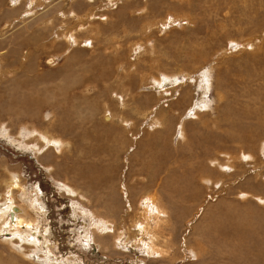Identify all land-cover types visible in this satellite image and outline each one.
<instances>
[{"label":"rangeland","instance_id":"obj_1","mask_svg":"<svg viewBox=\"0 0 264 264\" xmlns=\"http://www.w3.org/2000/svg\"><path fill=\"white\" fill-rule=\"evenodd\" d=\"M3 57L0 209L40 240L1 231L0 264H264V0H0ZM43 93L36 158L8 112Z\"/></svg>","mask_w":264,"mask_h":264},{"label":"bare ground","instance_id":"obj_2","mask_svg":"<svg viewBox=\"0 0 264 264\" xmlns=\"http://www.w3.org/2000/svg\"><path fill=\"white\" fill-rule=\"evenodd\" d=\"M31 8V7H30ZM29 11V10H28ZM69 12V11H68ZM68 12H66V13H68ZM70 12H72L71 10H70ZM69 12V13H70ZM68 13V14H69ZM71 14V13H70ZM72 14H74V13H72ZM65 15H67V14H65ZM75 15V14H74ZM73 16V15H72ZM65 18V17H64ZM49 20V19H48ZM48 22V21H47ZM50 22V21H49ZM55 24V23H54ZM81 24V23H80ZM63 27V26H62ZM47 28V27H46ZM45 27H44V29H46ZM54 28V27H53ZM43 29V28H42ZM51 29V28H50ZM61 29V28H60ZM72 29V28H71ZM92 29V28H91ZM55 30H57V29H55ZM54 30V31H55ZM59 30V29H58ZM62 30V29H61ZM65 30V29H64ZM76 30V29H75ZM93 30V29H92ZM68 31H70V30H68ZM58 32V31H57ZM62 33L64 32L63 30L61 31ZM79 32V31H78ZM70 33V32H69ZM71 33H72V30H71ZM70 33V34H71ZM57 34H60V33H57ZM56 34V35H57ZM70 34L69 35H67V34H65L64 36H65V38H66V40H68L66 43H67V46H68V44L71 42V40H72V42H75V41H73V39H72V35L70 36ZM55 35V36H56ZM74 35V34H73ZM54 36V37H55ZM62 37V36H61ZM70 40H69V39ZM36 39V38H35ZM51 39V38H50ZM53 39V38H52ZM38 40H41V42H42V40L44 41V38L43 37H37V41ZM65 40V41H66ZM77 42H75V44H76ZM69 46H70V44H69ZM42 48H44V45H42L39 49H37V50H40V49H42ZM15 52V51H14ZM19 52V56H18V59L20 60V61H18V65L19 66H21V67H26L27 65L25 64V61L26 60H28L29 58H30V56H31V52H30V50H27L26 52H23V51H21V49L19 48V50H16V53H18ZM6 57H3L0 61H3L4 59H5ZM9 59V58H8ZM52 60V59H51ZM24 61V62H23ZM11 62L12 63H15V60H11ZM20 62V63H19ZM17 64V63H16ZM2 66V65H1ZM32 67V66H31ZM27 69H29L30 70V66H27L26 67ZM13 70V69H12ZM22 70H24V69H22ZM7 71H9V69H6L4 72H7ZM27 72V71H26ZM76 79V78H75ZM60 90L62 91V90H64L62 87L60 88ZM87 91H89V89H87ZM44 95V96H43ZM42 96H43V100H39V97L38 98H33V97H31L30 95H20L19 97H17V98H13L11 101H10V103L11 104H13V106H14V110L13 111H9L8 113H9V116L11 115V116H13V121H15V120H17V124L16 125H20L19 126V128L20 127H22V128H24V127H26V129H27V127L28 126H25L26 124H30V128H29V133H27L28 134V137H27V139L25 140L24 138H23V135H22V132L21 131H19L18 133H16V134H14V136L16 135V140L19 142L18 144H20V146H26V148H27V146H29L30 147V149H31V151H32V153H33V155L37 158L38 156H41L42 155V152H43V150L44 149H46L47 151L45 152V153H47V154H49L50 152H59L60 151V148H61V144H62V140L61 139H58V138H56L54 135H53V132H51L50 130H48V129H46V130H42L41 128H38V127H36V124H35V121L33 120V119H35V114H34V112H35V110L36 109H38V108H42L43 106H45L46 104L48 105L49 103H48V98H47V95L45 94V93H43L42 94ZM41 96V97H42ZM67 95H65V94H63L62 93V98L64 99V97H66ZM61 98V100H63ZM59 103L61 104V101H59ZM20 108H23L21 111H20ZM24 117H26V118H28V120L31 122V123H29V122H26V123H21V122H19V119H21V118H24ZM264 118V117H263ZM102 120L104 121V122H110L111 120H112V114L109 112V114H105L104 116H103V118H102ZM33 122V123H32ZM2 124V123H1ZM41 127V126H40ZM18 128V129H19ZM5 129V128H4ZM53 131V130H52ZM27 132H28V130H27ZM26 134V135H27ZM65 134V133H64ZM25 135V136H26ZM63 136V135H62ZM14 139V138H13ZM22 139H24V140H22ZM7 141H9V140H7ZM17 143V142H16ZM17 144V145H18ZM29 149V148H28ZM47 154L45 155V157L47 156ZM220 167V166H219ZM48 168H50V167H48ZM9 172V171H8ZM216 172V171H215ZM10 173V172H9ZM13 174V173H12ZM11 175V174H10ZM8 179H10V180H8L7 182H8V185L12 188V189H18V191H19V188L21 187L20 185L21 184H19L20 183V181H18L17 182V180L14 178V176L12 175V176H9V178ZM92 180V179H91ZM8 187V186H7ZM10 188V189H11ZM8 189V188H7ZM10 191V190H9ZM14 192H16V191H14ZM21 193H22V191H20ZM24 192H25V190H24ZM23 192V193H24ZM8 194V193H7ZM251 194V193H250ZM9 195V194H8ZM23 196V195H22ZM253 197V196H252ZM30 198H31V200H30V204H29V208H32V210L34 211L35 209H39V212H38V214H39V216L40 215H42V212H41V210H43L42 209V206L40 205V203L37 201V198H35L34 197V195L33 194H31V196H30ZM259 198V197H258ZM143 199V198H142ZM260 199V198H259ZM39 200V199H38ZM146 200H149V201H151V203H153V202H155V200H154V196H151V197H149V198H146L145 199V201ZM264 200V199H263ZM17 200H15L14 199V195L12 196H9V197H7V200H6V204L5 205H7V207L6 208H4V210L2 209H0L1 211H0V232L1 231H4V230H11V231H15V232H17V233H19L18 232V229L19 228H21V227H23V228H26L27 229V233L30 231V233L31 234H29L31 237H32V239H34V241H36V240H40V238H39V236L37 235L38 234V227L37 228H34V226L33 225H35L36 224V222L37 221H35V223L31 226V224H30V222H28L27 220H26V210H25V204L24 203H15ZM29 201V200H28ZM145 201H144V204H145ZM27 203V202H26ZM147 203H148V201H147ZM150 203V204H151ZM4 205V204H3ZM149 205V204H148ZM151 209V208H150ZM153 210V209H152ZM158 210V209H157ZM263 210V209H262ZM150 211V210H149ZM159 211V210H158ZM86 212V211H85ZM34 213V212H33ZM155 213V212H154ZM155 215V225H153V227L154 226H156V225H158V223H159V216L157 215V213L156 214H154ZM261 215H264V214H261ZM163 216V215H162ZM244 216V215H243ZM28 217V216H27ZM154 217V216H153ZM161 217V216H160ZM24 221H26V222H24ZM238 222V221H237ZM23 223H24V225L26 224V226L27 227H24L23 226ZM33 223V222H32ZM105 223H107V222H105ZM39 224V223H38ZM147 223H145V229H148V235H150V237L154 234L155 235V233H153L152 234V231L154 230L153 229V227H149V225L147 226L146 225ZM141 226H143V225H139V228L141 227ZM33 227V229H31ZM138 228V229H139ZM232 231V230H231ZM234 231H235V228H234ZM16 234V233H15ZM152 234V235H151ZM37 235V236H36ZM153 235V236H154ZM232 235V234H231ZM249 236V235H248ZM30 237V238H31ZM116 237V236H115ZM114 237V238H115ZM118 237V236H117ZM150 237H149V239H150ZM113 238V239H114ZM119 239V238H118ZM117 239V240H118ZM116 240V239H115ZM239 240V239H238ZM151 241H153V240H151ZM33 242V241H32ZM47 243V242H46ZM143 245H145L146 246V244L144 243ZM248 246V245H247ZM148 250H150V249H148ZM264 261V260H263ZM264 263V262H263Z\"/></svg>","mask_w":264,"mask_h":264}]
</instances>
